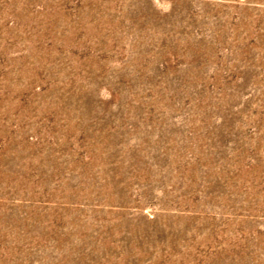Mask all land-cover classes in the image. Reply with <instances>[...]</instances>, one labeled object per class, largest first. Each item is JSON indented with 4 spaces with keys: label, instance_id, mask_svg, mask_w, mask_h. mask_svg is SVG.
<instances>
[{
    "label": "rangeland",
    "instance_id": "374dc122",
    "mask_svg": "<svg viewBox=\"0 0 264 264\" xmlns=\"http://www.w3.org/2000/svg\"><path fill=\"white\" fill-rule=\"evenodd\" d=\"M0 264H264V0H0Z\"/></svg>",
    "mask_w": 264,
    "mask_h": 264
}]
</instances>
